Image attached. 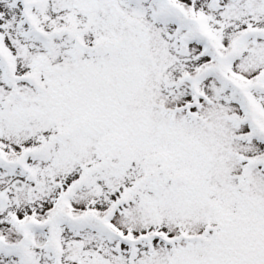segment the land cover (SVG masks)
Returning <instances> with one entry per match:
<instances>
[{
	"label": "snow or ice",
	"instance_id": "1",
	"mask_svg": "<svg viewBox=\"0 0 264 264\" xmlns=\"http://www.w3.org/2000/svg\"><path fill=\"white\" fill-rule=\"evenodd\" d=\"M0 264H264V0H0Z\"/></svg>",
	"mask_w": 264,
	"mask_h": 264
}]
</instances>
